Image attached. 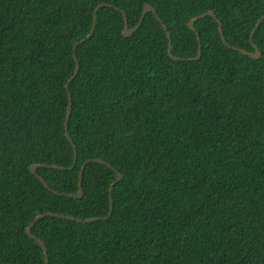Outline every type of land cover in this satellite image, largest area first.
<instances>
[{
  "label": "trees",
  "instance_id": "1",
  "mask_svg": "<svg viewBox=\"0 0 264 264\" xmlns=\"http://www.w3.org/2000/svg\"><path fill=\"white\" fill-rule=\"evenodd\" d=\"M100 3L113 5L77 47L70 83L76 165L37 169L76 193L91 159L84 195L56 194L31 165L74 163L66 83ZM148 3L157 14L126 36L123 11L134 29ZM208 10L201 57L173 58L157 15L172 53L195 57L188 22ZM263 14L264 0H0V264H46L27 232L43 212L108 215L117 170L108 219L34 224L49 264H264V19L251 40ZM253 43L257 59L231 46Z\"/></svg>",
  "mask_w": 264,
  "mask_h": 264
},
{
  "label": "water",
  "instance_id": "2",
  "mask_svg": "<svg viewBox=\"0 0 264 264\" xmlns=\"http://www.w3.org/2000/svg\"><path fill=\"white\" fill-rule=\"evenodd\" d=\"M102 5H109V6H111V5H113V4H111V3H100V4L97 6V8L95 9V12H94V23H93V26H92V29H91L90 33L87 34L86 37H84V38H82L81 40L77 41V42L75 43V45H74V48H73V50H74V51H73V56H74V58H75V60H76V70H75L74 74L71 76V78H70V79L67 81V83H66V88H67L68 91H69V107H68V112H67V116H66V120H65V130H66V135H67L68 139L73 143V146H74V150H75V159H74V163H73L71 166H68V167L60 166V165H53V164H37V163H34V164L31 165V172L34 173V174H37L38 177L40 178V180L45 184V186H47V187L49 188V190L54 191L56 194H61V195H62V194H66V195L73 196V197H82V196L84 195V188H83V173H84V171H85V167H86L87 163H88L91 159L86 160V161L83 163L82 167H81L80 174H79V190H78V192H76V193L60 192V191H58V190L53 189V188L49 185V183L47 182V180H46L43 176H41V175L38 174L37 169H38L39 166H42V165H43V166L55 167V168H59V169H72V168H74V166L76 165L77 158H78L77 147H76V145L74 144V142H73V140H72V138H71V136H70V134H69V131H68L69 118H70L71 111H72V94H71V92H70V83H71V81L76 77V75L78 74L79 68H80V62H79V59H78L77 54H76V49H77V47H78L81 43H83V42H85L87 39L91 38V36L94 34V32H95V28H96V22H97V13H98L99 8H100ZM149 11H152V12L156 13V9H155V7H154L152 4H150V3H148V4L145 5V7H144V9H143V12H142V15H141V17H140V20H139L137 26H136L134 29L129 28V23H128V17H127V14L123 11V13H124V17H125L124 34H125L126 36L131 35V34L133 33V31L141 25V23L143 22V19H144L145 15H146ZM156 14H157V13H156ZM206 15H213V16L216 17L215 12H214L213 10H208L207 12H205V13L199 15V16H196V17L192 18V19L188 22L189 27L197 33V36H198V39H199V50H198V54H197V56H195V57H178V56H176V55H174V54L172 53V38H171V33H170V31L168 30L167 25L162 21L161 17H160L159 15H157V18H158L159 20H161L162 24L164 25V27H165L166 30H167V35H168V38H169V49H168V51H169V54H170L173 58H175V59L193 60V59H198V58L201 57V54H202V43H201V40H200V33L198 32L195 23H196V21L198 20V18H202V17H204V16H206ZM263 19H264V14H263V15L261 16V18L257 21V23H256V25H255V27H254V29H253V31H252V34H251V40H253V39H252L253 34L255 33L256 29L259 27V25L261 24V22L263 21ZM220 29H221L222 38H223L224 42L227 43V40H226V37H225L224 32H223V30H222L221 24H220ZM253 45H254V47H255V51H249V50H246V49H243V48H239V47H237V46H235V45H231V46H232L233 48L238 49V50H240V51H242V52H244V53L250 55L251 57L257 59V58H259V57L261 56V51H260V49H259V47L257 46L256 43H253ZM95 160L98 161V162L105 163V164H107V165H109V166L111 165L110 163H108L106 160H104V159H102V158H95ZM117 174H118L117 178L112 182V184H111V186H110V212H109L108 215H106V216H96V217H91V218H85V219H84V218H77V217H74V216H71V215H66V214L56 213V212H52V211H46V212H43V213L37 215V216L34 218V220L29 224V226H28V228H27V232H28V234H29L32 238H34V239L37 241V243H38V244L42 247V249L44 250L46 264H49L48 247H47L46 242H45L44 240H42L41 238L36 237V236L32 233V228H33L34 224H35L39 219H41V218H43V217H45V216H47V215H50V216H57V217L65 218V219H73V220H77V221H80V222H82V221H85V222H92V221H95V220H98V219H108V218L112 215V213H113V209H114V201H113V194H112L113 189H114V186H115L116 183H117L118 181H120V180L123 178V176H124V174H123L122 172L118 171V170H117Z\"/></svg>",
  "mask_w": 264,
  "mask_h": 264
},
{
  "label": "bare ground",
  "instance_id": "3",
  "mask_svg": "<svg viewBox=\"0 0 264 264\" xmlns=\"http://www.w3.org/2000/svg\"><path fill=\"white\" fill-rule=\"evenodd\" d=\"M239 1V0H238ZM238 4V3H237ZM264 25V24H263ZM264 28V27H263ZM228 35H230V33L228 34ZM227 35V36H228ZM262 35V34H261ZM226 36V37H227ZM249 43V42H248ZM264 44V43H263ZM261 65V64H260ZM237 68V67H236ZM237 75V74H236ZM238 75H239V73H238ZM243 76V75H242ZM240 77V76H239ZM251 80V79H250ZM247 82V81H246ZM250 82V81H249ZM249 82H248V84H249ZM256 84V83H255ZM257 85V84H256ZM252 88V87H251ZM248 91V90H247ZM258 97V96H257ZM247 103H249V102H247ZM260 104V103H259ZM253 105V104H252ZM258 105V104H257ZM253 107V106H252ZM260 107V106H259ZM254 109V108H253ZM260 109V108H259ZM251 111V110H250ZM253 111V110H252ZM256 111V110H255ZM259 114H260V112H259ZM262 117V116H261Z\"/></svg>",
  "mask_w": 264,
  "mask_h": 264
}]
</instances>
